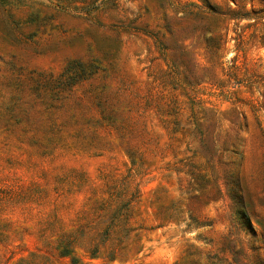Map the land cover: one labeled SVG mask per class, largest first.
Returning a JSON list of instances; mask_svg holds the SVG:
<instances>
[{
    "label": "rangeland",
    "instance_id": "obj_1",
    "mask_svg": "<svg viewBox=\"0 0 264 264\" xmlns=\"http://www.w3.org/2000/svg\"><path fill=\"white\" fill-rule=\"evenodd\" d=\"M73 258L264 264V0H0V264Z\"/></svg>",
    "mask_w": 264,
    "mask_h": 264
},
{
    "label": "trees",
    "instance_id": "obj_2",
    "mask_svg": "<svg viewBox=\"0 0 264 264\" xmlns=\"http://www.w3.org/2000/svg\"><path fill=\"white\" fill-rule=\"evenodd\" d=\"M98 70V65L86 63L82 60H72L66 64L58 76L54 77L50 75L49 77H43L40 81L41 83H37L40 87H36L43 91L50 90L54 95H59L60 92L66 89H72L77 83L88 80L97 73ZM50 107L54 106H47V108ZM54 126L55 124L53 123L48 129ZM72 264H78L77 258L72 259Z\"/></svg>",
    "mask_w": 264,
    "mask_h": 264
}]
</instances>
